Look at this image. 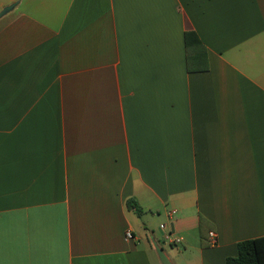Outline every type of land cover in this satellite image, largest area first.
Wrapping results in <instances>:
<instances>
[{"label":"crops","instance_id":"obj_1","mask_svg":"<svg viewBox=\"0 0 264 264\" xmlns=\"http://www.w3.org/2000/svg\"><path fill=\"white\" fill-rule=\"evenodd\" d=\"M261 236L264 0H0V264H226Z\"/></svg>","mask_w":264,"mask_h":264},{"label":"trees","instance_id":"obj_2","mask_svg":"<svg viewBox=\"0 0 264 264\" xmlns=\"http://www.w3.org/2000/svg\"><path fill=\"white\" fill-rule=\"evenodd\" d=\"M186 44L201 45V41L195 33H187ZM237 248V255L228 256L226 264H264V236L240 241Z\"/></svg>","mask_w":264,"mask_h":264},{"label":"built area","instance_id":"obj_3","mask_svg":"<svg viewBox=\"0 0 264 264\" xmlns=\"http://www.w3.org/2000/svg\"><path fill=\"white\" fill-rule=\"evenodd\" d=\"M210 235H211V236H214L215 234H214V232H211ZM133 237H134L133 231H132L131 229H128V230L126 231V233H125V239H126V240H130V239H132ZM167 239H168V241H169L170 243H172V244H175V243H178V242L181 241L180 238H172V237H170V236L167 237Z\"/></svg>","mask_w":264,"mask_h":264}]
</instances>
